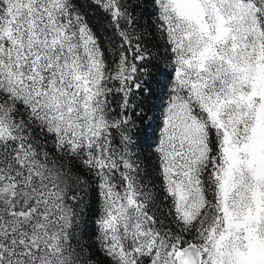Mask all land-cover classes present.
I'll return each mask as SVG.
<instances>
[{
	"label": "snow or ice",
	"instance_id": "6c2138e0",
	"mask_svg": "<svg viewBox=\"0 0 264 264\" xmlns=\"http://www.w3.org/2000/svg\"><path fill=\"white\" fill-rule=\"evenodd\" d=\"M0 264H264V0H0Z\"/></svg>",
	"mask_w": 264,
	"mask_h": 264
}]
</instances>
